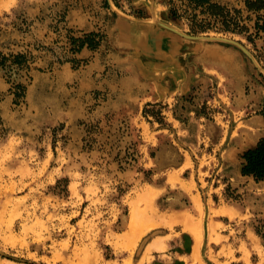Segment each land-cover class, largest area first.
<instances>
[{
  "label": "rangeland",
  "instance_id": "rangeland-1",
  "mask_svg": "<svg viewBox=\"0 0 264 264\" xmlns=\"http://www.w3.org/2000/svg\"><path fill=\"white\" fill-rule=\"evenodd\" d=\"M248 1L0 0V264H264Z\"/></svg>",
  "mask_w": 264,
  "mask_h": 264
},
{
  "label": "trees",
  "instance_id": "trees-1",
  "mask_svg": "<svg viewBox=\"0 0 264 264\" xmlns=\"http://www.w3.org/2000/svg\"><path fill=\"white\" fill-rule=\"evenodd\" d=\"M198 6L212 5V0H190ZM248 8L258 13L257 28L264 31V0H249ZM244 173L253 175L258 180H264V139L259 143L255 150L249 151L246 156Z\"/></svg>",
  "mask_w": 264,
  "mask_h": 264
},
{
  "label": "bare ground",
  "instance_id": "bare-ground-1",
  "mask_svg": "<svg viewBox=\"0 0 264 264\" xmlns=\"http://www.w3.org/2000/svg\"><path fill=\"white\" fill-rule=\"evenodd\" d=\"M168 29V28H167Z\"/></svg>",
  "mask_w": 264,
  "mask_h": 264
}]
</instances>
